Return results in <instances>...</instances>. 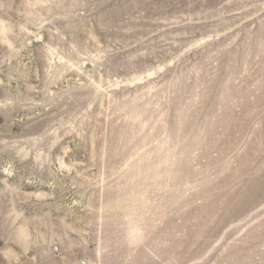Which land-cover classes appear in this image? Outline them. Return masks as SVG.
Here are the masks:
<instances>
[{
  "label": "rangeland",
  "instance_id": "374dc122",
  "mask_svg": "<svg viewBox=\"0 0 264 264\" xmlns=\"http://www.w3.org/2000/svg\"><path fill=\"white\" fill-rule=\"evenodd\" d=\"M0 264H264V0H0Z\"/></svg>",
  "mask_w": 264,
  "mask_h": 264
}]
</instances>
